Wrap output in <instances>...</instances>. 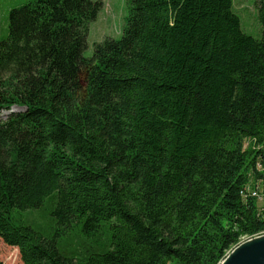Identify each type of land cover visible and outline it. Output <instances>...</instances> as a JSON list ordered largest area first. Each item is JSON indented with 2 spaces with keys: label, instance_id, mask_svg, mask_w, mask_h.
Instances as JSON below:
<instances>
[{
  "label": "trees",
  "instance_id": "obj_1",
  "mask_svg": "<svg viewBox=\"0 0 264 264\" xmlns=\"http://www.w3.org/2000/svg\"><path fill=\"white\" fill-rule=\"evenodd\" d=\"M256 4L260 38L234 0H129L92 57L102 2L10 11L0 112L21 110L0 118V238L22 264H220L264 234ZM46 204L47 233L22 216Z\"/></svg>",
  "mask_w": 264,
  "mask_h": 264
},
{
  "label": "rangeland",
  "instance_id": "obj_2",
  "mask_svg": "<svg viewBox=\"0 0 264 264\" xmlns=\"http://www.w3.org/2000/svg\"><path fill=\"white\" fill-rule=\"evenodd\" d=\"M27 0H0V42L5 40L9 34V13L13 8L20 7ZM102 2V8L95 21L90 24L87 47L84 51L86 57L94 54L95 43L103 41L105 38L119 39L122 36L123 28L129 14V0H95ZM257 0H234L235 11L241 17L242 29L256 37L262 36V26L258 20ZM21 108L14 107L10 110L0 112V118L6 120L12 112H18ZM248 143V142H247ZM245 144L246 147L250 144ZM47 204L44 208L22 212L23 218L36 229L47 233V226L51 219ZM84 238H75L74 246L82 250ZM248 240L243 238L242 242ZM87 242V241H86ZM90 242V240L88 241ZM0 264H22L17 247L6 245L0 238Z\"/></svg>",
  "mask_w": 264,
  "mask_h": 264
},
{
  "label": "water",
  "instance_id": "obj_3",
  "mask_svg": "<svg viewBox=\"0 0 264 264\" xmlns=\"http://www.w3.org/2000/svg\"><path fill=\"white\" fill-rule=\"evenodd\" d=\"M220 264H264V234L241 242Z\"/></svg>",
  "mask_w": 264,
  "mask_h": 264
},
{
  "label": "built area",
  "instance_id": "obj_4",
  "mask_svg": "<svg viewBox=\"0 0 264 264\" xmlns=\"http://www.w3.org/2000/svg\"><path fill=\"white\" fill-rule=\"evenodd\" d=\"M254 194H256V192Z\"/></svg>",
  "mask_w": 264,
  "mask_h": 264
}]
</instances>
